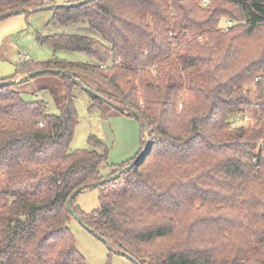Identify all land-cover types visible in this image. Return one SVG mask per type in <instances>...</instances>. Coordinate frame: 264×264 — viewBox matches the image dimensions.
<instances>
[{
  "label": "trees",
  "instance_id": "1",
  "mask_svg": "<svg viewBox=\"0 0 264 264\" xmlns=\"http://www.w3.org/2000/svg\"><path fill=\"white\" fill-rule=\"evenodd\" d=\"M50 5L0 0V16ZM53 11V26L78 29L38 41L89 61L23 60L0 80V264H87L68 201L131 162L111 165L93 135L71 150L83 86L103 98L86 92L90 109L142 117L133 160L148 145L94 188L98 209L73 199L93 233L136 264H264V0H89ZM42 70L65 72L45 74L60 78L57 114L25 99L36 77L10 83ZM246 113L255 122L233 128Z\"/></svg>",
  "mask_w": 264,
  "mask_h": 264
},
{
  "label": "rangeland",
  "instance_id": "2",
  "mask_svg": "<svg viewBox=\"0 0 264 264\" xmlns=\"http://www.w3.org/2000/svg\"><path fill=\"white\" fill-rule=\"evenodd\" d=\"M82 0H53L54 5L78 3ZM54 11L46 10L31 14L21 13L0 21V80L9 79L16 75L18 65L25 59L33 62H46L59 58L73 62H88L85 53L58 52L47 44L40 43L38 37L60 33H74L75 26H53ZM29 75L15 80H24ZM60 78L53 75H41L29 81L28 94L25 99L43 100L47 105V112L57 114L58 107L55 98L60 95ZM45 88L46 90H41ZM31 92H36V96ZM56 96V97H55ZM90 97L84 91L77 94L75 106L79 116L71 150L88 148L91 135L101 139L109 149V163L120 167L132 160L139 153L142 143L141 122L128 115H124L103 104L90 109ZM233 128L246 127L254 123L255 118L246 113L233 118ZM109 170V169H108ZM104 170V173H108ZM77 207L84 213H91L100 207V193L98 189L82 192L76 199ZM70 229L76 240L78 251L85 258L87 264H136L130 258L117 250H111L74 218L70 221Z\"/></svg>",
  "mask_w": 264,
  "mask_h": 264
},
{
  "label": "water",
  "instance_id": "3",
  "mask_svg": "<svg viewBox=\"0 0 264 264\" xmlns=\"http://www.w3.org/2000/svg\"><path fill=\"white\" fill-rule=\"evenodd\" d=\"M85 1H89V0H83V1H80L78 3H72V4L45 6V7L38 8L35 11H30V12H41V11L54 10L55 8H63V7H78V6L82 5ZM21 13H23V11H21V10H16V11L8 12V13L0 16V21H2L4 19H7V18H9V17H11L13 15H18V14H21ZM47 73H50V74H65V72L58 71V70H42V71L35 72L31 76H27V78H25L24 80H21V81H19V80H13L10 83L11 84L19 83V82L25 81V80H27V79H29L31 77H38V76H41V75H45ZM70 77H72V76L70 75ZM77 82L79 84H81L80 81H77ZM83 89L86 92H88V93H90V94H92V95H94V96H96V97H98L100 99H103L100 95H98L93 90H91V89H89L87 87H84V86H83ZM129 113L132 116H134L135 118H137L141 122V125L144 126V120L142 119V117L137 112L131 111ZM146 129H148V128L146 127ZM145 141H147V139H145ZM147 151H148V145L145 147L144 151L141 152L139 154V156L135 160H133L128 166H126L123 170H121L120 172H118L117 174H115L113 176H109L107 178L102 179L100 182H98L97 184H94L90 188L94 189V188H97V187H99V186H101V185H103L105 183L112 182V181L118 179L123 173H125L126 171L131 170L134 166H136L140 162V160L145 156V154H146ZM85 190H86L85 188H80V189L76 190L75 193L72 195V197L69 199L68 204H67V207H68V210H69L70 214L73 216L74 220H76L79 224H81L87 230H89L91 233H93V231L86 226V224L84 223V221L75 213V211L72 208V201H73V199H75L77 196H79ZM93 234H95L100 240H102L104 243H106L107 246L110 249H112L111 244L108 243L106 239H104L103 237H101L97 233H93ZM124 255L132 260V258L129 255H127V254H124Z\"/></svg>",
  "mask_w": 264,
  "mask_h": 264
},
{
  "label": "built area",
  "instance_id": "4",
  "mask_svg": "<svg viewBox=\"0 0 264 264\" xmlns=\"http://www.w3.org/2000/svg\"><path fill=\"white\" fill-rule=\"evenodd\" d=\"M205 4L207 3V1L204 2ZM233 25V23L231 21H227L226 22V29H228L229 27H231ZM25 60H28V59H25Z\"/></svg>",
  "mask_w": 264,
  "mask_h": 264
}]
</instances>
